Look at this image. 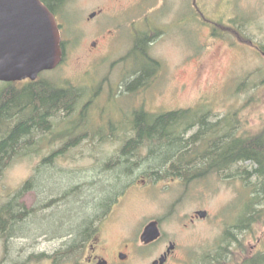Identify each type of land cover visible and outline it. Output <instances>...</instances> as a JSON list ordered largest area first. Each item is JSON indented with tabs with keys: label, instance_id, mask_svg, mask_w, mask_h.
<instances>
[{
	"label": "rangeland",
	"instance_id": "obj_1",
	"mask_svg": "<svg viewBox=\"0 0 264 264\" xmlns=\"http://www.w3.org/2000/svg\"><path fill=\"white\" fill-rule=\"evenodd\" d=\"M94 12L97 16L90 19ZM56 16L65 58L43 78L88 93L101 87H118L145 68V56L136 54L134 47L138 36L150 34L148 55L159 63V70L152 71L155 77L150 86L159 93L151 94L152 103L168 108L198 104V110H214L213 119L229 115L242 125L241 136L264 130V0H66ZM87 96L85 93L82 98ZM123 103L105 107L111 115L108 117L119 121ZM83 104L72 115L57 116V128L34 136L31 145L3 169L0 209L12 200L14 208L25 207L26 215L23 221L18 217L15 225H8L7 231H0V264H70L80 254V249L64 248L78 245L82 227L73 238L71 228L76 223L82 226L79 223L85 220L72 215V221L67 218L68 222L61 224L58 214L68 211L70 199H61L62 204L52 199L59 196V183L69 186L64 191L71 190L70 198L95 199L103 188L101 181L94 180L95 170L122 148L86 136L91 135L87 130L94 133L101 123L98 111L103 105L100 102L86 122ZM71 120L78 129L75 135L65 136L64 130L74 126L67 125ZM155 147L149 142L133 144L134 167L144 166ZM111 161L118 164L116 159ZM256 168L250 162L243 163L228 173L231 179L209 175L187 187L174 185L163 190L168 222L174 221L168 224L169 231L179 233L175 221L186 224L196 211H208L206 221L181 234L191 243L197 264H238L261 250L264 253V217L258 225L235 227L238 214L244 215L249 208V195L258 189L257 177L245 180L239 170L247 175L246 170L253 172ZM32 178L31 189L23 192ZM261 195L259 209L264 213V191ZM178 199L180 203H176ZM138 205L135 199L130 202L121 221L109 227L112 244L121 238L123 228H132L127 224L135 221ZM79 207L81 203L75 213L81 210L87 217L92 213ZM230 231L240 241L233 242L224 257V241Z\"/></svg>",
	"mask_w": 264,
	"mask_h": 264
},
{
	"label": "flooded vegetation",
	"instance_id": "obj_2",
	"mask_svg": "<svg viewBox=\"0 0 264 264\" xmlns=\"http://www.w3.org/2000/svg\"><path fill=\"white\" fill-rule=\"evenodd\" d=\"M115 1L120 3L122 0ZM94 13L97 16L98 13ZM55 17L57 19L56 14ZM144 36V43L148 46V43L151 41V35L146 34ZM93 46H97L96 42L93 43ZM63 51L65 58V50L63 49ZM147 74L148 72L146 71L138 72L118 87H101L96 90H91L92 92L90 91L89 93L85 92L88 98L83 99V97L81 100V102H84L82 106L84 113L82 115L85 117L86 122H88L87 119L92 111L99 107V103L102 102L103 105V108H99L98 111L101 123L95 128V134L87 130V133L89 132L91 135L86 136L95 142L117 143L122 147L115 154L108 156L105 162H102L100 170H95L97 178H94V180L103 181L106 178L104 176L105 174L113 175L115 173H122V176L119 178L117 185L115 187L113 186L114 188H110L109 191L105 192L101 191L95 197L96 208L95 210L94 208L91 210V224L86 231L81 233L82 238L79 240L78 245L64 248L65 251H71V248L80 249V254L70 264L198 263L192 257L191 243L189 244L184 237H181V234L189 232L200 222L206 221L208 219V211H196L186 224L182 221H175L179 225V233L169 231L168 224L174 221L168 222L167 204L165 202L162 203L164 196L163 190L165 187H172L174 185L187 187L198 179L209 175H218L224 179L232 178V175L228 174L231 170L227 168L221 170L213 166L208 170H199L200 163H198L200 156L206 158L209 156V152L207 151L208 146L206 144L211 141L210 138L222 137V141H231V120L226 119L229 115L222 119H213L214 110H198L195 108L198 104L187 108L156 106L151 101V94L155 95L159 93L153 91V87L150 86L151 81H141V78L147 76ZM29 82L30 80H26L19 83ZM119 101L126 103L122 104L123 106L125 104V108L119 110L120 118L118 121L108 117L111 115L106 112L107 109L105 107ZM184 112L188 113L186 119L176 118L168 120L167 118L168 115L175 113H180L177 117H183ZM158 123L163 125L164 133L161 136L163 137V141L174 140L184 145L187 144V154L185 155L191 154L196 161L185 162L186 160L181 150L183 148L182 146L179 149L180 151L177 150L174 156L171 157L170 162H166L162 166L153 167L150 165L152 156V150H150L149 158L144 163L145 165L134 167V152H128V156H125V147L129 144H141L144 142L158 143V136L143 133L147 128H152L155 125L158 126ZM241 126L239 125L238 132H240ZM86 128L89 129L88 127ZM121 158L124 159L123 164H133V166L129 168L123 166L113 167L114 170H106L107 168H112L111 165L110 167L102 166L103 163L107 164L109 160H119ZM175 164L178 165L175 166ZM186 164L192 165L187 166ZM239 171H241L239 175L246 180L247 176L242 173V170ZM241 176L240 178L242 179ZM260 181L259 179L257 183L258 189L261 183ZM259 191L260 194L263 192L262 189H259ZM62 194L60 198H68L71 196V190L64 191ZM134 199L139 201L137 207L138 213L135 215V221L128 223L127 227L131 224L133 226L131 229L123 228L121 238L116 244H112L109 238V227L115 222L121 221L122 215L129 210V203L134 201ZM52 200L55 201L56 197ZM176 203H180V199ZM261 204L257 206V209L262 214V209H259ZM199 212H206L207 217L202 218L199 216ZM238 216L239 218L235 224V227L238 229L240 227L245 228L253 223L254 225H258L262 222V215L257 216L255 222L253 220L248 222L246 213L244 215L238 214ZM239 221L243 226H241ZM149 227H153V235L150 234V237L146 236ZM229 236L224 241V257L228 256L227 250L230 249L231 244L240 241L236 236H233L231 231ZM257 243H260L259 239ZM262 253L263 251L261 250L252 258ZM213 258L217 261L215 256ZM248 260L245 257L238 264H246Z\"/></svg>",
	"mask_w": 264,
	"mask_h": 264
},
{
	"label": "trees",
	"instance_id": "obj_3",
	"mask_svg": "<svg viewBox=\"0 0 264 264\" xmlns=\"http://www.w3.org/2000/svg\"><path fill=\"white\" fill-rule=\"evenodd\" d=\"M42 1L56 15H58V10L62 8L66 2V0ZM144 39V35H140L136 38L134 52L145 56V68H141L138 72H149L147 76L141 78V81L148 82L154 79L155 76L152 71H156L157 69L159 70V63L149 57L148 48L144 43ZM62 48L65 49L63 42ZM43 75L44 73L41 74L39 79L35 82L0 83V175L3 173V169L6 167L7 162L10 160L12 161L15 156H19L29 145H31V139H33L34 136L39 133H50L54 130V128H57L54 123V119L57 116L60 114L64 116L72 115V113H74L81 104L82 96L84 97L85 92H87L86 89L80 87H62L43 78ZM187 114L188 113L184 112L183 117H177L180 113H175L168 115L167 118L168 120L176 118L186 119ZM226 119H230L232 124L231 141H222V137L210 138L211 141L206 144L208 146L207 151L209 152V156L208 158L200 156L198 159V163H200L199 170H208L213 166L215 168H220L221 170H224L225 168L232 170V168L239 164L250 162L253 165H256L257 168L254 169L253 172H248L247 170L245 171L247 174V180L256 176L258 180H261L260 186L262 187L259 186V189L264 191V130L254 136H240L241 134L238 135L240 133L238 132L239 125L235 122V120L230 116H227ZM71 123L74 124V126L70 129L68 128L67 130H64L67 135L62 134L63 136L75 135V131L78 129V124L71 120L67 122V125ZM158 124V126L155 125L152 128L145 129L144 132L142 131L148 135L159 137L158 143H154L156 147L152 150V155L154 154L155 156L151 158V166L159 167L166 162H170L171 157H173L176 151L181 149L182 146L183 148L181 150L183 151L182 155H184L186 160L185 162L196 161L191 154L187 156L185 155L187 154V144L184 145L183 143L174 140L163 141V137H161L164 133L163 125H161V123ZM132 145L129 144L125 147V156H128V152H131V149H133ZM205 155H207V153H205ZM116 161L118 164H112V161H110L107 167H110L112 164V168H107L106 170H114L113 167H115V165L116 167L123 166L128 168L133 166V164H123L124 159L122 158L119 160L116 159ZM45 164H47L46 160ZM177 165L178 164H175V166ZM186 165L191 166L192 164ZM104 176L106 178H104V180L100 183L103 187L102 192L109 191L110 188H114L117 185L119 178H121L122 173H115L113 175L105 174ZM34 180L35 179L32 178L27 181L22 191L27 192L31 189ZM59 184V189L55 188L59 196H56V202L52 200V202H55L56 204H62L63 200H61L62 198H60V195L64 192V189L69 187L68 185L65 187L63 184ZM69 185H71V183ZM91 185H94V183ZM56 186L58 185L56 184ZM95 187L98 188L99 185L97 184ZM80 188H82V186H80L79 189ZM259 189L254 190V193L249 195V208L246 212L248 222L253 219L256 221L257 216L260 215H262V218L264 217L263 211L261 214V212L257 209V206L261 204V201H263V197L260 194ZM68 198L70 199V208L67 209V212H64V215L58 214L59 218L62 219L61 224L62 222H68L67 218L71 219L75 218V216L76 218L80 216L81 220L85 221L79 223L82 224V226L79 225V227L76 223V227L73 226L71 231H80V228L82 227V231H80L82 233L83 231H86L91 224L92 213L90 214L88 211L93 210V208L95 210L96 200L92 199V197L83 200H81L80 197ZM11 201L0 209V231H7L8 225H15V223L19 221L18 217H22L20 219L23 221V217L26 215V209L24 206H20L16 209L14 208V203ZM78 203L82 204V207L79 208H83L85 211L87 210V213H89L88 217L81 215V210H78L75 213L74 209H76ZM72 220L73 219H71V221ZM246 264H264V253L248 260Z\"/></svg>",
	"mask_w": 264,
	"mask_h": 264
},
{
	"label": "water",
	"instance_id": "obj_4",
	"mask_svg": "<svg viewBox=\"0 0 264 264\" xmlns=\"http://www.w3.org/2000/svg\"><path fill=\"white\" fill-rule=\"evenodd\" d=\"M63 59L58 21L42 0H0V83L35 82ZM152 228L146 236L153 235Z\"/></svg>",
	"mask_w": 264,
	"mask_h": 264
}]
</instances>
